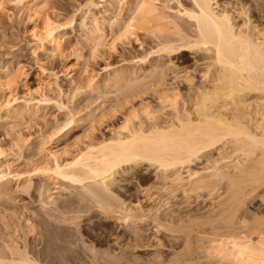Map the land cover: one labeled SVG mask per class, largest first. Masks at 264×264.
I'll return each mask as SVG.
<instances>
[{"label":"bare ground","instance_id":"6f19581e","mask_svg":"<svg viewBox=\"0 0 264 264\" xmlns=\"http://www.w3.org/2000/svg\"><path fill=\"white\" fill-rule=\"evenodd\" d=\"M158 1L124 0L127 4L126 13L122 22L119 23L122 35L127 40L133 36L142 37L149 43L150 52L142 60L151 54H158L160 57H168L172 68L177 65L174 62L176 58H184L192 52L191 56L195 65L202 73V80L194 83L193 75H187L186 80L190 85L189 93L183 97L178 94L168 96L164 101V108L168 112L163 115L147 106L145 111L143 110V119L135 118V121L134 118H128L122 133L99 142L91 141L83 151L70 159L60 160V154L51 152L52 160L42 161L38 172L44 180L52 178L62 180L65 186H59L56 195L62 194L68 188H81L84 191L79 193L81 196L78 195V201L72 199L66 202V200L59 206V214L53 216L55 215L53 212L51 215L56 225L62 222L76 223L80 217L84 216L82 213H87L90 207L84 209L81 205H76L84 210H75L73 204H76V201L83 202V198L86 201L89 197L94 199L92 202H95L96 206H99L97 208L102 209L106 216L117 214L116 216H121L127 224L133 221L130 225L132 227L129 228L132 230V235L128 237L139 242L143 236L140 235V228L137 227L136 222L146 221L153 210L150 208V212L139 204L131 206L120 199V196L116 194L119 180L117 174L148 162L158 171L160 170L164 178L165 176L169 178L170 182L167 185L170 186L171 193L183 188V196L190 205L189 199L191 200L193 196L191 194L195 193L194 195L197 194L201 198L198 194L200 191H207L204 194L212 201H209L208 203L211 204L207 203L208 206L203 209L206 211L210 206L206 213L205 211L203 214L197 213L196 216L195 214L192 216L189 211H187L188 214L185 213L186 211H184L185 214L181 213L183 209L181 207L179 212L176 202L173 203V207L171 203L165 210L163 209V216L161 212L158 213L159 210L156 209L158 206H154L158 211L155 210L149 219L152 218V223L157 224H153L154 227L158 226L155 229H159L157 230L159 232L164 231L165 228L168 230L166 232L173 234L172 238L176 235L180 236L184 253L178 252L181 249L174 253L171 251L172 256L169 255L166 259L163 257V250H161L163 255L159 250L158 256H155L157 253L155 249L156 253L153 252L155 255L150 257L152 261L148 257L150 263L146 261L147 258L142 260L148 264H264V210L255 212L249 206L251 198L260 196L264 207V27L259 26L257 21L251 18L250 6L248 7L247 4L230 8L220 5L218 0H191L192 6L184 7L177 12L189 20L192 29L190 31L178 23L174 15L167 12L166 9H169L167 5L160 6ZM16 3L21 11H25L29 16L36 15L43 7L41 0H16ZM262 9L261 12H264V8ZM70 20L72 21L71 18ZM43 24V27L40 26L41 28L35 32L36 40L40 48L44 51L50 50L54 54L61 45V39L55 35L59 26L54 24L51 17H48ZM102 30L97 25L92 31V37L101 40ZM100 40L98 43H101ZM169 70L172 69L167 70L161 65H154L149 76L143 80H139V76L133 72L124 75L116 74L114 79L126 78L129 91H135L150 83L156 86L163 85ZM5 73L10 77L15 72H8L6 69ZM11 104V98L1 102L0 114L7 109L4 117L14 116L17 109L14 108L16 109L14 110ZM4 117L0 116V123ZM72 121L73 119L63 123L64 125L59 123L57 126L62 129ZM213 153L217 154V157ZM202 157L205 158V163L208 162L207 166L210 165L207 168L206 164L203 165L205 171L194 168L188 170L193 162ZM186 167L188 175L185 177L181 169ZM5 176L7 175L2 174L1 171L0 196L5 195L6 192ZM26 182H30V179L28 178ZM50 191L45 182L39 188L40 195L43 197L41 203L43 210L56 203V198L49 194ZM175 194L171 195L175 196ZM183 200L179 203L180 206L185 205L181 203L187 202ZM167 203L169 204L170 201ZM87 206L90 205L87 204ZM175 206L178 209H175ZM199 210L197 209L198 212L203 211ZM33 215L31 219L33 222L27 225V232H33L37 226H40L42 232L39 235H45L44 252L49 255L56 252V260L63 264L64 258L67 257L66 250L64 248L55 250L52 247L54 239L62 241L67 237L58 233L61 230L60 224L56 228L60 229L57 233L61 236L55 237L56 228L54 235L52 231L54 224H51L45 215L39 213ZM48 217H51L50 214ZM180 238H177L179 242L175 239L176 245L181 244ZM159 241L158 238L157 242ZM139 243L136 244V249L137 246H142V243L141 245ZM160 243L158 245H164ZM170 243L166 245L170 246ZM192 243L200 244V249L198 246L199 250L196 248L198 252L195 253V249L191 247L194 252L191 249L192 251L188 253V250L186 253V247L189 249ZM175 244L171 243V246ZM159 247L158 249H161ZM168 247H166L167 250ZM31 250H28L26 242L23 245L17 242L8 244L0 249V264L9 262L39 264L31 255ZM159 255L161 259L163 257L166 260H161ZM127 258V264L135 263L134 258ZM129 259L133 261L129 262ZM142 260L141 263H145Z\"/></svg>","mask_w":264,"mask_h":264},{"label":"rangeland","instance_id":"374dc122","mask_svg":"<svg viewBox=\"0 0 264 264\" xmlns=\"http://www.w3.org/2000/svg\"><path fill=\"white\" fill-rule=\"evenodd\" d=\"M41 1L43 6L41 11L34 16H29L25 11H21L16 0H0V103L11 98V107L20 111L19 113L14 109L16 113L13 114L14 116L11 115V118L4 117L7 109L1 111L3 115L0 114L4 117L0 123V172L2 171V174L7 175L4 177L6 192L5 195L0 196V249L13 242H17L19 245L26 242L28 250L33 249L31 255L39 264H60L56 260V252H53L52 255L44 252L45 235L40 236V232H42L40 226H37L38 228L36 227L33 232H27V225L33 222L31 220L33 214L39 213L45 215L51 224H54L53 235L61 229V232L58 233L67 236H65L66 238L62 237V241L55 239L52 241V247L55 250L63 248L66 250L67 257L64 258L63 264H127V257L134 258L132 261L135 263L139 259L138 264H148L144 260L147 258L146 261L148 262L149 258L155 255L153 253H156L155 249H157L155 256H158L160 250V253L164 251V255H168L164 256L161 253L165 258H169V255L172 256L171 251L174 253V251L177 252L181 249L178 252L184 253L180 236L176 235L177 238H180L181 244H178L181 247L176 245L177 241L175 242V239L178 242L179 239L172 238L173 234L166 232L168 230L165 228L164 231L161 230L159 231L160 234H157L159 229L156 230L155 228L158 226L154 227L157 224L152 223V218L149 219L150 215L158 209V213L161 212L160 214L163 216V209L165 210L174 202L179 206V209L176 208L177 206L175 209L179 211L183 208L181 209L183 214L187 211L192 216L193 214L196 216L197 213L203 214L205 206H208V202L212 201L204 194L207 191L198 192L201 198L192 193L191 200H194V203L189 199L190 205L186 197L183 196V188L180 189L181 192L176 190V194L171 193L170 186L167 185L170 182L169 178L166 176L164 178V174L148 162H143L136 168L117 174L119 180L116 194L120 196V199L128 205L137 206L139 204L144 209H149L148 211L150 208L153 210L149 216L147 214L149 218L146 217L148 218H145L146 221L136 222L137 227L141 229H139L141 233L138 232L143 236L140 237V243L137 242L138 240L136 243L131 237H128V235H132V230L129 228L132 227L130 225L133 221L130 224L128 222V225L124 221L125 219L116 216L117 214H112V216L107 214L106 216V213L103 214L102 209L97 208L99 206L92 202L94 199L89 197V200L86 199L85 201L83 198V202H77L79 200L78 195L84 193L81 188H68L67 191L64 190V193L62 192L57 196V188L64 184H62V180L53 178L44 180L39 174L38 168L42 161L52 160L51 152L55 151L60 154V160H67L83 151L91 141L99 142L122 133L128 118H134L135 121V118H142L143 110L145 111L147 106L160 115L167 113V109L164 108V101L168 96L178 94L183 97L189 93L190 85L189 81L186 80L187 75H193L194 83L202 80V73L197 69L199 67L195 65L193 56H191L193 55L192 52H189L184 58H176L174 60L177 64L175 68L170 66L168 57H160L158 54H151L142 60L150 52L149 43L142 37L136 36L127 40L120 30L119 23L122 22L127 7L124 0ZM218 1L220 5H226L230 8L247 4L248 7L250 6L251 18L256 20L257 22H255L259 26L264 27V12H261L264 8L262 6L264 0ZM179 2L178 0L158 1L160 6L167 5L169 7L166 9L167 12L174 15L178 23L192 31L189 20L182 16L183 14H177L179 9L192 6V2L191 0H179ZM47 16L51 17L54 24L59 26L55 35L61 39V45L54 54L50 50L44 51L40 48L35 37L36 30L43 27V22L46 21ZM97 25L103 29L101 40L92 37V31ZM99 40L101 43H98ZM154 65H161L167 70L172 69L167 71L168 75L163 85L156 86L150 83L146 87L129 91L126 78L114 79L116 74L124 75L133 72L139 76V80H143L149 76ZM6 69L8 72L14 71V75L8 77L5 73ZM128 92H133V94H128ZM72 119L73 121L62 129L57 126L59 123L63 124ZM135 121L133 122L135 123ZM214 155L217 157V154ZM207 163L202 157L195 163L193 162L188 170L207 168L210 166H207ZM188 170L187 167L181 169L185 177L188 175ZM28 178L30 182H26ZM44 182L49 191L51 190L49 194L56 198V203L49 205V208L46 207V210H43V205H41L43 197L39 192V188ZM170 193L175 194V196ZM208 196L210 195L208 194ZM166 198L168 202L170 201L169 204L165 201ZM72 199H78L76 204H73L75 210L90 207L89 211L83 212L82 215L84 216L80 217L76 223H57L61 227L57 229L53 216L59 214L58 209L62 203ZM182 199L187 202L181 204L185 203L187 206H180L179 203L182 202ZM261 200L260 196L251 198L249 200L250 209L255 212L263 211L264 207ZM174 204L171 206L173 207ZM76 205H81L83 208ZM189 208L190 210H187ZM197 209L203 211L198 212ZM209 209L207 208L204 213ZM184 211L186 212L184 213ZM194 211L197 212L194 213ZM119 217L121 218L119 219ZM133 228L135 227L133 226ZM58 233L55 237L59 235ZM158 238L159 242L164 243V245L160 243L162 247L158 245ZM169 241L172 244L176 243V247L172 245L176 248L175 250ZM168 242L171 248L166 245L169 244ZM138 243L139 245L142 243V246H139L140 249L138 246L137 249L135 248ZM130 245H133V248ZM199 245L192 243L189 245V249L186 247V253L188 250V253L192 251V248L195 249L196 253L201 247ZM165 246H169V252ZM199 253L201 252L199 251ZM161 255H159L160 259ZM165 258L163 260L167 259ZM141 260L145 263H141ZM205 261L207 262L206 259ZM165 263L167 262L165 261Z\"/></svg>","mask_w":264,"mask_h":264}]
</instances>
